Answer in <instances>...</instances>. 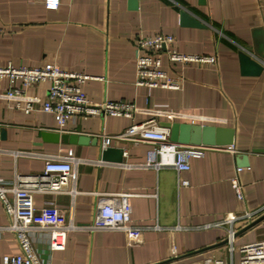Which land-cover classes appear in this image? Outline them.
Listing matches in <instances>:
<instances>
[{
	"label": "crops",
	"instance_id": "obj_1",
	"mask_svg": "<svg viewBox=\"0 0 264 264\" xmlns=\"http://www.w3.org/2000/svg\"><path fill=\"white\" fill-rule=\"evenodd\" d=\"M188 11L205 28L182 26ZM264 27V0H60L57 9L45 0H0V67L57 65L98 79L84 86L94 103L126 101L139 109L133 118L96 115L69 121L60 129L54 114L24 110L26 102L8 99V79H0V177L38 174L45 161L13 152L40 153L84 159L75 168L77 193L36 195L42 207L55 203L80 225L92 223L101 195L131 193L132 224L137 231H73L66 248L51 251L47 237L33 234L35 248L47 264H203L215 257L240 264V246L264 239V72L241 75L237 56L250 49L252 30ZM166 34L181 53L215 56V63L181 64L161 55L163 68L182 77L177 90L137 86L136 51L142 37ZM49 83L28 87L27 97L45 100ZM234 127L230 147H208L191 158L186 169L138 167L148 162L153 146L115 141L124 150L121 163L102 160V135H119L136 123L192 122ZM44 130L86 134L97 143L72 145L42 141ZM257 149V150H256ZM248 166L240 167L243 157ZM131 165V166H130ZM238 174L244 199H238L231 179ZM187 180L189 185L182 184ZM255 213L252 219L244 217ZM258 221V222H257ZM0 200V227L9 224ZM254 223V225H252ZM252 225L251 227H249ZM229 229L237 232L229 251ZM16 237L0 231V264L17 256Z\"/></svg>",
	"mask_w": 264,
	"mask_h": 264
},
{
	"label": "built area",
	"instance_id": "obj_2",
	"mask_svg": "<svg viewBox=\"0 0 264 264\" xmlns=\"http://www.w3.org/2000/svg\"><path fill=\"white\" fill-rule=\"evenodd\" d=\"M60 0H45L48 8L57 9ZM172 35L159 34L154 37H142L137 42L136 68L137 86L177 90L180 88L182 77H173L163 68L161 55L164 53L173 63H215V56H203L181 53L173 47ZM0 79H8L9 89L5 96L8 99L24 100V110L31 113L40 109L45 113L54 114L60 129L69 121L79 118H88L96 115H108L133 118L138 112L134 103L126 101H110L94 103L88 99L83 91L84 84L91 79H98L87 74L65 71L57 65L47 64L43 67L19 66L11 64L0 67ZM43 82L49 83L47 98L43 101L37 97H27L28 87ZM185 117L184 115L178 116ZM193 124L196 119H205L202 116H188ZM205 125V124H201ZM102 148L113 147L115 141H126L134 145L148 143L153 146L148 154V162L136 165L138 167H173L178 171L186 169L191 158L204 155V146H186L170 140V131L161 127L155 119L144 123H136L119 135H102ZM7 152L0 149V153ZM14 156H25L45 161L44 169L38 174H15L11 181L0 177V200L10 222L0 231L12 233L20 246L21 254L5 256L3 264H47L35 248L33 234L38 233L47 237L51 251H62L66 248L67 237L73 231H123L133 233L137 227L132 224L129 198L131 193H111L101 195L96 216L92 223L80 225L72 217L67 218L60 208L52 202L42 207L35 204L36 195L74 196L78 163H87L86 160L60 155H46L40 153L13 152ZM131 166V165H130ZM243 168H237V175L231 183L238 199L243 200V187L239 173ZM187 186L189 182L183 180ZM255 213L247 212L244 217L252 219ZM236 231L229 229V251L235 250ZM240 264H264V239L247 243L239 248ZM203 264H225L223 259L209 257Z\"/></svg>",
	"mask_w": 264,
	"mask_h": 264
},
{
	"label": "water",
	"instance_id": "obj_3",
	"mask_svg": "<svg viewBox=\"0 0 264 264\" xmlns=\"http://www.w3.org/2000/svg\"><path fill=\"white\" fill-rule=\"evenodd\" d=\"M199 3L205 5V0H199ZM130 7L132 9H137L138 0H130ZM180 20L182 26L185 27L205 28L204 24L186 10L181 11ZM250 47V49H247L241 46L237 51L240 72L243 76L259 77L264 72V27H256L252 30V44ZM159 124L161 127L167 128L170 131V140L180 145L230 147L234 146L236 142V129L234 127L212 124L201 125L169 120L160 121ZM41 135L43 142H63L72 145L97 143V138H92L86 134H61L55 131L44 130ZM5 138L6 132L0 129V140H4ZM258 151H264V149H258ZM123 155L124 150L122 148L109 147L102 151V160L121 163L123 161ZM248 164V157H243L240 167H246ZM261 218L264 219V216ZM252 225H254V223Z\"/></svg>",
	"mask_w": 264,
	"mask_h": 264
}]
</instances>
